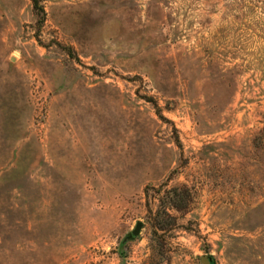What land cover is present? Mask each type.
I'll list each match as a JSON object with an SVG mask.
<instances>
[{
	"label": "rangeland",
	"instance_id": "obj_1",
	"mask_svg": "<svg viewBox=\"0 0 264 264\" xmlns=\"http://www.w3.org/2000/svg\"><path fill=\"white\" fill-rule=\"evenodd\" d=\"M204 258L264 264V0H0V264Z\"/></svg>",
	"mask_w": 264,
	"mask_h": 264
},
{
	"label": "water",
	"instance_id": "obj_2",
	"mask_svg": "<svg viewBox=\"0 0 264 264\" xmlns=\"http://www.w3.org/2000/svg\"><path fill=\"white\" fill-rule=\"evenodd\" d=\"M143 228H144V224L142 222H138L135 229L131 232L130 238L131 239L137 238L140 235ZM203 262L204 264H208V259L204 258Z\"/></svg>",
	"mask_w": 264,
	"mask_h": 264
}]
</instances>
